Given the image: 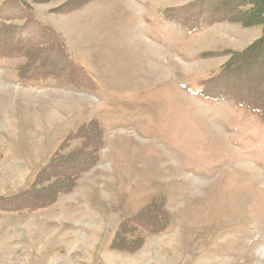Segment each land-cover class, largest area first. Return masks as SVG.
Returning a JSON list of instances; mask_svg holds the SVG:
<instances>
[{
  "label": "rangeland",
  "instance_id": "rangeland-1",
  "mask_svg": "<svg viewBox=\"0 0 264 264\" xmlns=\"http://www.w3.org/2000/svg\"><path fill=\"white\" fill-rule=\"evenodd\" d=\"M7 9L0 264H264L262 25L208 0Z\"/></svg>",
  "mask_w": 264,
  "mask_h": 264
},
{
  "label": "trees",
  "instance_id": "trees-1",
  "mask_svg": "<svg viewBox=\"0 0 264 264\" xmlns=\"http://www.w3.org/2000/svg\"><path fill=\"white\" fill-rule=\"evenodd\" d=\"M203 1V0H201ZM215 7H219L223 10L224 15L233 16V20L241 22L245 25H262L264 29V0H208ZM260 1L263 2L259 5ZM252 52H256L257 55L253 59V67L258 68L257 76L261 77L262 74V64L263 59L262 54H264V32L261 39L254 43L250 48L242 52L243 58L248 57ZM260 95L264 97V87L260 88ZM24 194V193H23Z\"/></svg>",
  "mask_w": 264,
  "mask_h": 264
},
{
  "label": "crops",
  "instance_id": "crops-1",
  "mask_svg": "<svg viewBox=\"0 0 264 264\" xmlns=\"http://www.w3.org/2000/svg\"><path fill=\"white\" fill-rule=\"evenodd\" d=\"M93 1H94V0H93ZM104 2H107V1H104ZM8 3H10V0H5V1L1 4L0 9H1L2 6H4L5 4H8ZM89 4H90V3H89Z\"/></svg>",
  "mask_w": 264,
  "mask_h": 264
}]
</instances>
